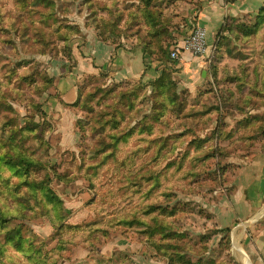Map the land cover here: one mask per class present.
Segmentation results:
<instances>
[{
	"label": "trees",
	"instance_id": "16d2710c",
	"mask_svg": "<svg viewBox=\"0 0 264 264\" xmlns=\"http://www.w3.org/2000/svg\"><path fill=\"white\" fill-rule=\"evenodd\" d=\"M170 1L134 0L132 5L119 7V0H111L110 5L103 4L98 10L94 8V0H82L77 7L86 9L87 23L102 42L117 47L122 39L135 37L143 45L145 58L163 66L169 61L170 51L178 45L168 42L164 46L170 33L162 4ZM14 3L19 25L15 27L14 21H10V30L27 36L33 29L34 39L42 46L39 54L47 53L57 58L63 52L69 60L73 51L86 43L77 25L55 14V0H14ZM70 5L74 6L67 1L62 7ZM100 12H106L109 18L100 17ZM142 26L146 28L145 39L139 37ZM8 31L0 15V32ZM59 37L64 43L62 48L55 44ZM75 38L80 44L70 49L68 44ZM168 45L173 47L169 50ZM223 48H228L242 59L264 56V5L255 17L239 21L224 19L212 44V57ZM114 56L115 52L111 59ZM245 67L240 63V72L235 75L224 72L219 77L217 67L211 65L208 75L211 92L217 93V102L197 111H193L192 107L186 110L184 94L177 92V83L169 80V73L165 70L146 85L141 83L144 73L138 81H127L128 86L115 85L108 89L101 87L107 78L104 74L86 76L79 84L85 88L94 82L93 90L83 92L77 88L76 98L71 103L64 102L57 92L56 100L64 109H78L86 114L85 118L76 121L82 138L88 135L96 140L95 146H87L82 151L81 166L74 164L64 172L51 163L52 145L48 139L52 136L53 127L37 100L56 85L58 78L39 67L26 68L23 72L19 71V67H0V264L12 257L15 264H57L79 235L87 241L104 240L115 230L113 228L137 235L153 251V256L163 260V264H225L220 258L224 253L227 259L230 257L228 229L213 228L199 235L188 231L183 226L186 212L207 220H212L213 216L201 206L198 212H192L198 206L191 201L178 200L171 190L162 189L156 174L150 171L138 173L128 164L151 151L161 153L167 150L170 142L171 146L182 144L183 138L194 135L199 124L211 122L214 116L213 156L218 160L217 172L221 176L227 172L221 160L228 155V147L219 144L222 141L231 143L237 132H241L237 141L259 140L261 151H264V64L253 68V78L249 77ZM148 87H152V92L146 97ZM95 99L98 100L97 109L91 103ZM139 103L147 104L146 113L141 109L136 111ZM126 111L135 113V118L128 124ZM170 113L177 115L176 119L189 118L192 124L189 131L185 129L165 135ZM226 117L234 121V128L230 131L224 129ZM125 124L127 128L123 132L121 129ZM183 126L176 123V129ZM135 137L143 144L119 157L123 148ZM96 156L99 169L110 161L120 162L117 173L125 176L128 193L139 201V208L129 216L113 217L102 221V224L98 220L72 225L69 223L71 214L64 212L63 202L51 184L59 182L66 190L81 172L91 181V177L97 176L98 166L89 164L88 159ZM210 157L208 154L195 157L197 165L187 173L186 179L196 182L201 178V165ZM217 180L220 182V177ZM218 189L226 191L224 183L218 188H209L208 192L212 193L207 196H212ZM38 219L46 220L52 227V234L45 240L35 235L28 225ZM216 235H220L221 239L213 250L212 239ZM52 244L54 246L50 247ZM87 264L114 262L101 258Z\"/></svg>",
	"mask_w": 264,
	"mask_h": 264
},
{
	"label": "rangeland",
	"instance_id": "374dc122",
	"mask_svg": "<svg viewBox=\"0 0 264 264\" xmlns=\"http://www.w3.org/2000/svg\"><path fill=\"white\" fill-rule=\"evenodd\" d=\"M67 1L74 6L70 5L67 8H63L62 6ZM81 1L55 0L54 12L58 17L66 19L69 23H73V25H77L80 31L85 32L86 29H93V27H90L87 23L88 13L86 9L84 7H77ZM199 1L171 0L170 2H164L162 4L167 31L170 33V36L164 42V46L168 42L178 43L194 31V20L201 4ZM94 3V8L98 9L99 6L103 4L110 5L112 2L111 0H94ZM132 3H134V0H119V7L129 6ZM16 11L14 0H0V15L4 18L6 29L9 30L6 33L0 32V67H19L20 72H23L26 68L39 67L40 69L46 70L50 76L58 78V80L64 79L69 73L68 69H71L69 64L71 60H67L63 52L57 58L51 57L47 53L46 55L39 54L42 46L34 39L33 29H30L27 36H24L22 33L12 32L10 30L11 26L9 25L10 21H14L15 27L19 25ZM99 16L109 18L106 12H100ZM139 37L140 39L146 38L145 26L140 28ZM76 43L77 45L80 44L77 38L70 41L68 47L72 49ZM55 44L61 48L64 45L60 37L55 40ZM206 44H208V41ZM212 44L213 41L207 45L210 64L217 67L219 77H222L224 72L228 75H235L241 71L239 65L243 63L246 66L245 69L249 77L253 78V68L256 66L261 67L262 63L264 64V56L260 57V55H256L253 59L250 57L242 59L234 52L229 51L228 48L220 49L213 58ZM168 47L170 50L173 46L168 45ZM209 48L212 50H209ZM150 60L152 62L151 65H155L156 70L153 71L154 73L151 72L153 76L149 82L157 79L163 70L167 71L169 73V80L177 83V92L179 91V93L184 94L187 111L190 107H192L193 111H197L202 110L204 107L216 105L217 93L211 92V78L209 76L204 85L194 92L178 90V84L183 80L181 76L182 68L180 69L179 64L173 63L170 58L163 66H160L153 59ZM211 65L204 66L209 70ZM260 72L261 69L258 73ZM98 75H101V73ZM256 75L255 73V77ZM105 76L107 77V75ZM81 79L77 82V88L83 92L92 91L95 83L91 82L84 88L79 84L82 81ZM149 82L141 81L143 85ZM61 83L63 86L59 85L58 87L55 85L53 88H49L37 100L41 103L42 109L53 127L52 136L48 139L52 145L50 153L51 163L60 172H64L71 169L74 164L76 167L81 166L84 157L82 151L87 146H95L96 140L88 135L82 138L76 126L78 119L86 117L84 112L78 109H63L56 101V96H58L57 91L64 94V91L71 87L66 79L61 81ZM127 83V81L115 82L107 77L102 82L101 87L108 89L113 88L115 85L128 86ZM151 92L152 87H148L145 93L146 97H149ZM91 103L92 107L97 109L98 100L95 99ZM16 107L23 113L21 108ZM147 108L146 103H139L137 104L136 111L141 109L143 113H146L148 111ZM126 113L128 124L135 118V113H129L128 111ZM174 115V113H170L167 118L169 125L165 131V135H169L174 131H184L185 129L189 131L192 127L189 118L176 119L177 115ZM235 117L237 118L236 115ZM215 120L216 116L214 118L212 117L211 122L199 124L195 128L194 135L183 138L182 144H174L175 146H171L172 143L170 142L167 150L161 153L151 151L141 159L129 162L128 166L138 173H147V171H150L156 174L160 179L162 189L166 191L171 190L178 200L183 202L191 201L192 204L198 206L191 211L194 213L198 212L203 197L207 198V195L212 193L208 192L209 188H218V185L220 187V184L222 186V183L231 181L238 166V157L240 155L251 158L253 156L252 149L262 150L259 140L237 141V137L241 133L240 131L237 132L236 137H234L231 143L230 141L220 142V146L228 147V155L223 156V160H221L222 166L226 168L227 172L221 176L217 172L216 164L218 160L213 156L215 138L212 129L215 125ZM176 123L184 126L176 129ZM127 124L121 129L123 132L126 130ZM233 128L234 121L228 117L225 120L224 129L230 131ZM139 144L143 143L136 141L135 137L123 148L119 157L125 156V153L132 151ZM206 154L211 157L201 165V178H198L196 182L186 179L188 178L187 173L192 172V168L197 165L194 158ZM88 161L90 162L89 164L98 166L96 169L97 176L91 177V181L81 172V174L77 175V180L66 190L62 189V184L59 182L54 181L51 184V187L57 192V195L63 202L64 212L67 215L71 214L69 219L70 224L77 225L98 220L102 224V221H108L113 217H120L122 215L129 216L132 211L139 208V201L136 200L134 195L128 193L129 190L126 188L128 184L125 176H120L117 173L120 169L118 168V163L120 162L110 161L99 169L97 156L95 158H89ZM219 177L220 182L217 180ZM162 202L164 201L162 200ZM185 215H187V219L183 222V226L196 235H199L200 232L203 234L207 233V229L212 225V220H207L198 215L189 214L188 212ZM28 225H30L33 233L43 240L52 234V227L44 219L35 220ZM113 229L115 230L104 240L99 238L87 241L79 235L75 244L64 253L63 258L57 264H87L88 262L92 263L95 259L101 258L112 261L114 264H163V260L153 256V251L137 235L131 232L122 233L119 231V228ZM53 246L54 244L50 247ZM8 251L10 250L8 249ZM10 255L14 256L11 251ZM2 263L15 264V258L12 257L11 259L2 260Z\"/></svg>",
	"mask_w": 264,
	"mask_h": 264
},
{
	"label": "crops",
	"instance_id": "0c3cea01",
	"mask_svg": "<svg viewBox=\"0 0 264 264\" xmlns=\"http://www.w3.org/2000/svg\"><path fill=\"white\" fill-rule=\"evenodd\" d=\"M199 3L193 26L206 31L209 44L216 38L225 18L239 21L255 17L264 5V0H200ZM82 33L86 43L72 53L69 63L71 69H68L69 73L64 78L71 87L64 94L57 91L64 102L75 100L77 82L87 75L101 73L115 82H121L138 81L145 73L142 81H150L156 67L151 65L149 58H145L143 45L135 37L122 39L114 47L102 42L93 29H86ZM114 52L115 56L111 59ZM204 65L202 59L184 53L179 65L183 80L178 84V90L194 92L201 88L209 76ZM64 79L58 80L56 86L62 85ZM251 152V158L242 155L238 157L234 176L231 181L224 183L226 191L218 189L199 203L213 216L209 229L229 231L230 257L227 259L224 253L220 258L225 264H264V152L255 149ZM220 239V235L213 237V250Z\"/></svg>",
	"mask_w": 264,
	"mask_h": 264
},
{
	"label": "built area",
	"instance_id": "2783aa9c",
	"mask_svg": "<svg viewBox=\"0 0 264 264\" xmlns=\"http://www.w3.org/2000/svg\"><path fill=\"white\" fill-rule=\"evenodd\" d=\"M181 45H177L170 51V59L175 64H181L183 54L188 53L192 57L200 58L206 66L211 65L208 52L206 31L203 28L195 27L194 31L189 34Z\"/></svg>",
	"mask_w": 264,
	"mask_h": 264
}]
</instances>
